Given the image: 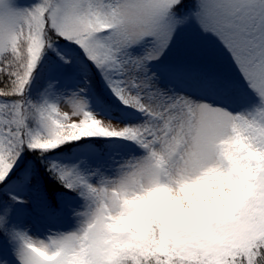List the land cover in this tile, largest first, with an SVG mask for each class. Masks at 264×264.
Instances as JSON below:
<instances>
[{"label":"snow or ice","instance_id":"1","mask_svg":"<svg viewBox=\"0 0 264 264\" xmlns=\"http://www.w3.org/2000/svg\"><path fill=\"white\" fill-rule=\"evenodd\" d=\"M61 41L144 122L101 120L76 98L63 103L70 112L29 101L37 67ZM0 85V185L25 150L118 138L144 153L98 185L50 164L85 201L82 220L45 241L11 233L0 217L19 264H264V0H0ZM248 93L253 107H229ZM0 264H11L7 250Z\"/></svg>","mask_w":264,"mask_h":264},{"label":"rangeland","instance_id":"2","mask_svg":"<svg viewBox=\"0 0 264 264\" xmlns=\"http://www.w3.org/2000/svg\"><path fill=\"white\" fill-rule=\"evenodd\" d=\"M39 2L40 0H17V3L25 8L33 7ZM51 51L58 56L60 61L54 62L48 57L51 64L47 65L40 74H36L32 78L31 86L27 88L26 98L29 101L55 103L62 105V111L70 112V106L63 103L68 99L76 98L85 101L87 110L101 120L110 121L119 126H135L144 122L143 114L123 105L108 85L106 95L118 107L107 110L97 104L89 90V83L85 77L86 72L81 68H77L80 75L74 72L75 67L79 64L75 60V48L68 47L67 44H59ZM42 62L46 64L47 61L42 60ZM225 72L232 79L239 81V74L234 69L225 68ZM68 80H70L69 85L66 84ZM257 103L256 98L248 93L243 103L229 105V107L240 112L250 109ZM143 154V150L136 144L124 140L122 150L116 154L111 163L101 157L97 149L92 146L76 149L71 153V158H64L61 154H56L52 156L51 160L57 166L74 170L86 177L91 184L98 185L103 180L118 176L126 162L139 158ZM24 173L23 182L12 183L5 188L10 202L3 201L0 205V217L7 222L11 233H25L33 239L46 241L49 237L76 231L82 220L78 213L82 212L85 207L83 198L56 194L58 209L54 210L47 205V200L42 195L40 177L35 164L30 162ZM8 238L11 241L10 244L0 241V250L8 251L11 264H19L17 259L19 241L14 235H10Z\"/></svg>","mask_w":264,"mask_h":264},{"label":"trees","instance_id":"3","mask_svg":"<svg viewBox=\"0 0 264 264\" xmlns=\"http://www.w3.org/2000/svg\"><path fill=\"white\" fill-rule=\"evenodd\" d=\"M60 45H66V42L61 41ZM72 47L75 48L76 51L74 55L75 60L79 62L77 67H75L76 70H74V72L80 75V72L78 71L77 68H81L83 69L84 72H86L85 77H87V81L89 83V90L90 92H92L93 99L97 102L98 105L102 106L103 109L112 110L113 108L118 107L113 100L107 97L106 90L108 89L107 88L108 83L102 77L101 73L95 68L94 65L91 64V62L87 61L83 57V53L80 52L78 49H76L75 45H72ZM48 57L51 58V60L54 62L60 61V59H58V56L54 54L53 51L50 50L43 59V61H47L46 64L41 61L33 77L36 74H40L42 71L45 70L47 65L51 64V62L48 60ZM66 82L67 85L70 84V80ZM31 84L32 82L29 84L28 88L31 86ZM2 86L3 85H0V87ZM123 143L124 140L118 138H111V139L89 138L75 142L74 144L65 145L54 152L43 155L25 150V152L21 157V161H23V163L18 161V167L14 169L16 175L13 177V179L10 182H7L5 185H0V205L2 204L3 201L10 202V198L5 192V188L12 183L17 184L23 182L25 177L24 171L27 170L28 164L30 162H33L36 166V171L40 177V186L42 189V195L44 199L47 200V205L52 207L54 210H57L58 207L56 204L57 202V197L55 196L56 194L57 195L67 194L72 197H78L80 195L76 191L66 190L60 183H58L55 179H53L52 176L49 174V172L46 170L47 167L53 163L51 160L52 156L56 154H61L64 158L67 157L71 158V153L74 152L76 149L87 148L89 146H92L94 149H97L98 154L99 155L101 154L100 155L101 157H104L109 163H111L114 161L116 154L122 150ZM0 241L1 242L3 241L4 244L5 243L10 244L11 242L10 239L8 237H5L3 233H0Z\"/></svg>","mask_w":264,"mask_h":264}]
</instances>
